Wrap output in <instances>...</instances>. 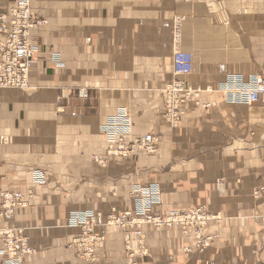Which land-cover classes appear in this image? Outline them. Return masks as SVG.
<instances>
[{
	"label": "crops",
	"instance_id": "obj_1",
	"mask_svg": "<svg viewBox=\"0 0 264 264\" xmlns=\"http://www.w3.org/2000/svg\"><path fill=\"white\" fill-rule=\"evenodd\" d=\"M12 3L0 0V14ZM31 8L47 23L31 33L28 88L0 89V193L31 195L0 230L28 238L36 253L24 264H82L69 214L128 209L131 186L152 182L164 195L158 211L204 202L225 222L210 229L219 238L204 254L175 230L151 231L143 264H264V198L251 195L264 180V108L231 105L216 92L230 75L264 82V0H33ZM175 20L178 49L193 57L184 81L212 91L184 104L172 130L163 90L173 80ZM120 107L131 115V137L155 134L157 151L102 167L94 159L107 149L100 126ZM101 253L97 264H123L121 232H108Z\"/></svg>",
	"mask_w": 264,
	"mask_h": 264
},
{
	"label": "built area",
	"instance_id": "obj_2",
	"mask_svg": "<svg viewBox=\"0 0 264 264\" xmlns=\"http://www.w3.org/2000/svg\"><path fill=\"white\" fill-rule=\"evenodd\" d=\"M33 0H15L8 13L0 15V89L23 90L28 88V75L32 68L35 49L31 45L30 33L36 29L40 22H34L31 15ZM42 22V21H41ZM46 24L43 22L42 24ZM173 27L174 46H178L179 20H175ZM56 60V58H55ZM57 61V60H56ZM193 72V59L189 53L178 49L173 53L172 75L164 90V115L167 122L177 124L182 114L179 106L187 100L199 104L198 98L211 89H194L186 84L184 78ZM216 92L226 94V102L251 106L261 102L264 106V82L259 76H252L245 81L241 76L230 75L220 84ZM187 103V102H186ZM207 107V106H204ZM128 114L123 111L116 112L100 126L107 142V153L114 155L119 152L129 154L138 144L143 152L152 153L156 150L157 139L146 135L142 139L132 140L131 124ZM95 161L98 157L94 158ZM99 163L102 161L99 159ZM41 178L42 174L35 173ZM31 195L18 191L0 193V221L10 222L16 212L28 206ZM2 245L0 257L2 264H21L24 259L35 253L22 230L6 228L0 231Z\"/></svg>",
	"mask_w": 264,
	"mask_h": 264
},
{
	"label": "rangeland",
	"instance_id": "obj_3",
	"mask_svg": "<svg viewBox=\"0 0 264 264\" xmlns=\"http://www.w3.org/2000/svg\"><path fill=\"white\" fill-rule=\"evenodd\" d=\"M14 3L15 0H13L11 6ZM32 19L34 20V22H40L37 27L45 25V23L42 24L43 22L47 23L46 20L38 19L35 17H32ZM174 26L175 24H173V27ZM177 35H179V46L181 41V24H179ZM172 41L174 44V37H172ZM178 46H174V52L176 49H178ZM222 94L224 95V98L226 100L227 95L224 93ZM186 102L188 103L190 101L187 100ZM186 102L179 106L182 112V114L180 115L181 117L183 116L182 106L186 104ZM259 103L261 104L262 108H264L262 103ZM192 104L196 105L195 102ZM163 108L165 109L164 106ZM119 111L126 112L128 116H130L128 122L131 124L132 133L133 125L129 111L124 107L117 108L116 112ZM181 117L178 120L177 124H172L167 122V118L164 115L166 123L172 130L178 128ZM146 135H151L157 139L156 135L153 133H149ZM146 135L142 137H132V140L142 139ZM135 147L136 148H134V151L129 152V154H123V152H119L114 155L107 153V147L105 155L100 158L98 157L99 159H101L102 163H99V159L96 160V163H98L102 167H105L107 164V159L110 158L128 159L135 158L138 154L154 156L157 151L156 149L154 152L148 153L141 151L143 149L139 148L138 144ZM251 195L255 200L264 198V180L262 181L260 186L256 187L252 191ZM130 198L131 206L128 209L110 206L99 211L71 212L69 214L67 219V226L71 228H77L79 230L78 235L74 236L70 240V246L75 252V258L81 261L82 264H97L105 258V256L101 253V250L107 240L108 232L111 230L119 231L122 234L124 253L123 264H143L150 258L147 240L148 234L151 231L162 232L175 230L181 236L189 237L193 243L194 250L199 254H204L219 238L218 232H211L210 229H218L225 222V218L220 213L209 210L208 206L204 202H198L189 208H181L170 211H158V209L164 204V195L161 187L156 182L147 184H133L131 186ZM33 250L36 253V250L34 248ZM184 251L185 253H190L191 248H185ZM34 254L26 257L24 260L33 256ZM21 264H24V261Z\"/></svg>",
	"mask_w": 264,
	"mask_h": 264
},
{
	"label": "bare ground",
	"instance_id": "obj_4",
	"mask_svg": "<svg viewBox=\"0 0 264 264\" xmlns=\"http://www.w3.org/2000/svg\"><path fill=\"white\" fill-rule=\"evenodd\" d=\"M33 2V1H32ZM31 5H32V3H31ZM31 5H30V7H31ZM10 8V7H9ZM9 8L7 9V11L6 12H3L2 14H6V13H8V11H9ZM1 15V14H0ZM32 15V14H31ZM35 30V29H34ZM34 30H32V31H34ZM32 33V32H31ZM31 33H30V41H31V45L33 46V43H32V40H31ZM33 48H34V46H33ZM35 49V48H34ZM192 59H193V57H192ZM28 80H29V75H28ZM6 90V89H5ZM16 90V89H15ZM0 231H2V230H0ZM1 236V235H0ZM2 264V263H1Z\"/></svg>",
	"mask_w": 264,
	"mask_h": 264
}]
</instances>
